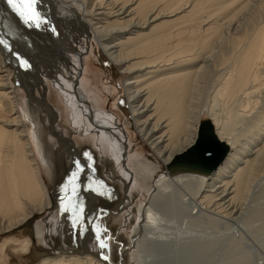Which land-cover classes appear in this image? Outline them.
I'll return each instance as SVG.
<instances>
[{
    "label": "bare ground",
    "instance_id": "obj_1",
    "mask_svg": "<svg viewBox=\"0 0 264 264\" xmlns=\"http://www.w3.org/2000/svg\"><path fill=\"white\" fill-rule=\"evenodd\" d=\"M47 1L37 0L34 8L39 16L29 21L26 17L31 10L22 9V16L7 0H0V236L12 231L32 236L34 242L27 249L34 264H114L105 234L98 232V247L90 238L92 221L86 211L97 199L93 190H89L91 200L84 213L88 232L80 233L85 237L84 249H74L67 236L60 237L61 227L54 226L51 218L50 227L47 218L54 212V216L63 214L60 225L68 218L64 214L70 211V187L61 200L54 201L33 148L34 138L40 143L39 128L34 125L38 121L35 113H30L31 103L21 101L17 93L20 86L39 106L49 105L51 112L40 106L53 127L49 131L66 141L79 175L92 181L74 141L57 127L58 114L47 98V79L60 86L62 95L71 94L76 116L84 113L89 126L112 146L117 162L126 163L130 144L123 128L101 118L104 112L99 110L96 97L88 95L82 83L87 78L82 76L83 70L87 71L84 54L93 41L124 77L132 128L152 152L135 159L134 170L127 165L130 180H123L127 185L125 197L133 181H138L148 195L146 205L139 207L129 249L133 264H161L163 260H168L165 264H184L186 255L178 251L171 238H181L203 214L238 220L244 215L252 181L263 170L264 110H254L259 103L257 93L264 88V20L243 25L237 16L241 9L234 11L238 5L230 9L237 0H49L55 9L52 15L44 4ZM220 15L224 17L219 19ZM225 25L234 31H228L229 51L219 53L220 65L224 64L226 71L221 70L224 74L213 86L214 104L195 105L190 100L210 58L201 53L208 50ZM51 32L71 38L63 39L64 43L51 42ZM33 35L43 42L37 44ZM52 51L54 56L50 57ZM200 61L203 64L199 65ZM64 68L73 84L63 78ZM34 87L41 90L39 98L33 95ZM70 88L75 90L71 93ZM252 110L262 114L247 126L242 124L244 131H236L234 124L248 118ZM205 115L217 138L228 146L225 158L211 172L173 164L179 154L198 145ZM53 243H60V247Z\"/></svg>",
    "mask_w": 264,
    "mask_h": 264
},
{
    "label": "rangeland",
    "instance_id": "obj_2",
    "mask_svg": "<svg viewBox=\"0 0 264 264\" xmlns=\"http://www.w3.org/2000/svg\"><path fill=\"white\" fill-rule=\"evenodd\" d=\"M237 1L230 9L234 10L235 5L238 6L234 11L243 9L242 11L240 10L237 15L240 20L244 22L243 25L247 26V24H255L264 20V0H249L251 3H249L248 0H243V3L242 0H240L241 2H239V0ZM44 4L51 15L55 14V9L49 0ZM218 17L219 16H217V18ZM223 17L224 16L220 15L219 19ZM219 22H223V20ZM47 28L46 26L45 29ZM229 28L225 25L220 32V36L212 39L211 45L207 48L208 50H204L201 53L210 58L209 60L207 58L208 62L206 61L204 63L207 71L202 72L198 77L197 92L193 94V98H195L190 100L192 102L194 101L193 104L195 103V105L205 107L206 105L210 106L211 103L214 104V102H212L214 94L213 86L215 88L218 84L217 81H220V76L222 77L224 74L223 72L226 71V66L223 63V65H220L222 61L221 54L229 51V35L234 31L232 27ZM34 30L37 31L36 28ZM228 31L231 32V34ZM54 36L55 35L51 32V42H58L60 40L63 42V39L71 38H66V34ZM32 38H34L33 41L37 44L43 42V39L37 35H33ZM92 43L93 41H91L90 46H88L90 47L88 52L84 54V58H87V71L85 72L83 70L82 76L86 74L85 77L87 78L83 80V82L82 76H80L77 77V81H82L88 95L96 97V104L99 110L104 112V114H101V118L109 122L113 127L121 126L120 128H123L124 134L127 136V143L130 144L127 148L129 152L126 156V163L117 162L112 146L109 145L105 139L100 138L92 127L89 126V122L85 120L86 117L84 113L76 116V107L69 98L71 94L69 93L67 96L64 94L62 95L60 93L62 92L59 88L60 86L55 85L50 79H47V85L49 87L47 98L52 108H54L58 114L57 127L63 135L74 141L81 157L88 165L87 167L92 176V181L88 176H84L82 173L79 175L78 167L75 165L74 159H72L73 154H71L65 146L66 144H64L66 141L60 138L59 141L50 133V121L47 112L27 96L24 88L17 86V93L21 101L22 99H26L25 102L31 103L29 107L30 113L33 115L35 113L34 117L38 121L34 125L36 129L39 128L40 143H38L37 138H34L33 148L39 160L41 171L43 172L47 185L51 189V195L54 194L52 196V198L55 197L53 198L54 201L56 200L55 202H58L61 200V196L64 195V192L70 187V211L68 210V214H64V216L67 215L65 217L68 218H64L63 224L60 225L59 218L63 214L54 216V212L53 215H51L52 217L48 216L47 218L48 221L49 218H51L50 221H53V223L49 221L50 227L52 228L51 223L54 226L57 224L61 227L59 228L60 237L61 235L64 237L67 236L68 241L72 243L71 245L70 243H64L65 246L68 247V245H70L74 249H82L78 237L80 235L79 239H81V234L83 235L88 232L83 220L84 218L86 221L83 212L85 213V209L91 200L89 190H93L97 199L93 200L86 212L89 218L91 217L90 219L92 221V233L90 234V238L92 237L96 242L94 246L98 247L97 242L99 243L100 240L98 238L102 232L105 234V238H107L105 242H108L109 250L113 254L112 260L114 264H133L134 257L129 249L133 241V231L140 214L139 207L146 205L148 195L141 185H139L138 181H133L130 186L131 190L129 189V194L125 197L126 192L124 189H127V185L123 180L128 181L129 179V174L126 172V168H128L127 165L130 169L134 170L133 161L144 155H151L152 152L149 150L148 145L141 140L136 130L132 128L131 122L133 118L130 102L126 94L124 77L104 54L101 47ZM50 44L46 45L49 50L51 49ZM53 56L54 53L52 51L50 57ZM200 64H203V61H200L199 65ZM221 70H223V72ZM205 72L207 73L203 74ZM64 74L63 78H65L66 82L73 84L70 82L71 75L69 71L65 69ZM217 78L218 80H216ZM72 90L74 91L75 89L70 88L71 93ZM263 90L264 88L257 93L259 103L254 112L263 113ZM33 91L34 96L38 98L41 96V90L38 87H34ZM222 101L223 100H219L220 103H218L223 105L224 101L223 103ZM219 104H217L216 107L221 109V105L218 107ZM31 109L34 110V112ZM252 112L250 114L248 113V118H242V123L238 122L240 121L238 118L239 120L236 121L238 122L236 123L237 125L234 124L236 127L238 126L236 131L239 130L241 132L242 129L245 130L243 127L244 124L247 126L249 122H252L251 119H254L253 117L262 114L258 113L256 115ZM250 115L252 118H250ZM207 118V115H205L202 121L207 120ZM234 125L232 126L233 128L235 127ZM88 128H91V130H88ZM39 135L37 137H39ZM99 142L101 146L98 145ZM102 151H104V153H102ZM74 158L77 159L76 157ZM262 168L263 170L259 172L256 179L252 181L251 190L247 193L249 194L247 195L248 199L245 198L244 215L242 214L243 216L238 220L224 219L215 214L211 215L210 213H207L210 217H208L209 215L204 217L203 214L198 222L196 221L190 226L193 229L188 230L187 233L185 232L184 235H181V238H175L174 236L171 238V243L173 242V245L178 247V251L183 250L186 255L184 264H264V166ZM52 186H54L53 190ZM101 206L102 209L100 208ZM118 209L120 211H118ZM112 211L118 214L111 215ZM49 214L50 213L47 215ZM44 216H46V213ZM213 216L216 218H212ZM83 230L84 232H82ZM58 236L59 233L56 236L59 240L60 238ZM31 237L32 236H29L27 233L17 234V232L13 231L4 236H0V264H34L32 261H29L31 256L27 249V245L34 242L33 238L30 240ZM73 239L78 240L79 243L75 245L74 241L76 243V240ZM41 243L43 244V242ZM59 244H55V246L58 247ZM167 261L168 260H163L161 264L168 263Z\"/></svg>",
    "mask_w": 264,
    "mask_h": 264
},
{
    "label": "water",
    "instance_id": "obj_3",
    "mask_svg": "<svg viewBox=\"0 0 264 264\" xmlns=\"http://www.w3.org/2000/svg\"><path fill=\"white\" fill-rule=\"evenodd\" d=\"M40 106L51 112L48 104H40ZM50 130H53L52 125H50ZM199 132L200 139L198 145L186 153L179 154L174 158L173 164L190 166L200 171L211 172L225 158L229 149L227 144L217 138L213 126L208 119L201 122ZM84 241L85 237H81L82 249H84Z\"/></svg>",
    "mask_w": 264,
    "mask_h": 264
},
{
    "label": "snow or ice",
    "instance_id": "obj_4",
    "mask_svg": "<svg viewBox=\"0 0 264 264\" xmlns=\"http://www.w3.org/2000/svg\"><path fill=\"white\" fill-rule=\"evenodd\" d=\"M37 0H24L23 3H18V0H7V3L16 9L20 14L23 16L25 13L22 11V9L27 8L31 10L32 14L28 15L26 18L27 20L31 21L34 18L39 16V13L35 11L34 5L36 4ZM104 246V245H102Z\"/></svg>",
    "mask_w": 264,
    "mask_h": 264
},
{
    "label": "flooded vegetation",
    "instance_id": "obj_5",
    "mask_svg": "<svg viewBox=\"0 0 264 264\" xmlns=\"http://www.w3.org/2000/svg\"><path fill=\"white\" fill-rule=\"evenodd\" d=\"M54 189V186H52V190ZM101 209H102V206L100 207ZM106 209V208H105ZM83 215H84V212H83ZM83 220H84V222H85V219L83 218ZM80 233V232H79ZM79 237H80V235H79ZM79 237H78V240H79V242H80V239H79Z\"/></svg>",
    "mask_w": 264,
    "mask_h": 264
}]
</instances>
